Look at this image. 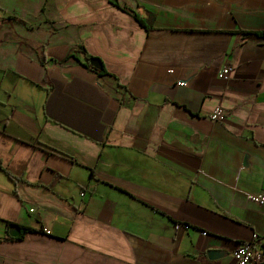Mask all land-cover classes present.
Wrapping results in <instances>:
<instances>
[{"label": "crops", "instance_id": "obj_1", "mask_svg": "<svg viewBox=\"0 0 264 264\" xmlns=\"http://www.w3.org/2000/svg\"><path fill=\"white\" fill-rule=\"evenodd\" d=\"M257 32L264 0H0V264H234L264 237Z\"/></svg>", "mask_w": 264, "mask_h": 264}, {"label": "built area", "instance_id": "obj_2", "mask_svg": "<svg viewBox=\"0 0 264 264\" xmlns=\"http://www.w3.org/2000/svg\"><path fill=\"white\" fill-rule=\"evenodd\" d=\"M233 72L232 65H225L219 72L220 78H229ZM181 85H187L186 81L180 82ZM224 116V110L221 106L214 109L211 118L215 121H220ZM84 193H82V196ZM250 199L257 204H264V192L258 194H251ZM176 229L179 230L183 227H189L187 224L177 223ZM206 234L207 231H202ZM234 264H260L264 261V237L255 233L253 236L241 243L232 253Z\"/></svg>", "mask_w": 264, "mask_h": 264}, {"label": "water", "instance_id": "obj_3", "mask_svg": "<svg viewBox=\"0 0 264 264\" xmlns=\"http://www.w3.org/2000/svg\"><path fill=\"white\" fill-rule=\"evenodd\" d=\"M88 62L91 66H93L95 68H98L100 70L103 68V64H102L100 58H98V57H90L88 59ZM21 230L22 229L19 226H17L16 224H13L10 227V229L8 230V233L12 237H14V236L17 237L20 235ZM222 253H223L222 250H212V251L208 252V256L213 259V258H217V257L221 256Z\"/></svg>", "mask_w": 264, "mask_h": 264}, {"label": "trees", "instance_id": "obj_4", "mask_svg": "<svg viewBox=\"0 0 264 264\" xmlns=\"http://www.w3.org/2000/svg\"><path fill=\"white\" fill-rule=\"evenodd\" d=\"M137 19H139V21L141 22V23H144V21H143V19L142 18H139L137 15L135 16ZM257 33H259L260 35H262V36H264V32H257ZM74 55L71 53V54H69V56H66V58L63 60V61H66V60H69L71 57H73ZM91 56H89L88 55V57H86V59H87V65H88V67H90L91 69H93V70H97V71H100V73H102V72H106V69L104 68V66H103V68L100 70V69H98V68H95V67H93V66H91L90 64H89V62H88V59L90 58ZM10 177H14L12 174H10V173H7Z\"/></svg>", "mask_w": 264, "mask_h": 264}]
</instances>
